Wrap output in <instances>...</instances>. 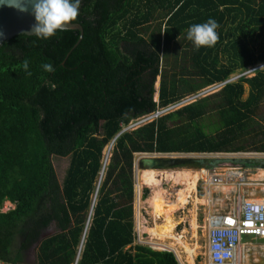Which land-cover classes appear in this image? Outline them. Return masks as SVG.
Masks as SVG:
<instances>
[{
    "label": "trees",
    "instance_id": "16d2710c",
    "mask_svg": "<svg viewBox=\"0 0 264 264\" xmlns=\"http://www.w3.org/2000/svg\"><path fill=\"white\" fill-rule=\"evenodd\" d=\"M210 18L219 24V40L198 50L190 43L189 69L180 67L203 85L179 82L178 72L168 82L163 55L180 46L191 25ZM74 22L83 27L76 46L79 32L71 29L47 40L21 34L0 46V208L14 204L0 209V259L22 264L54 227L56 233L37 247V264H74L89 219L77 264H180L172 251L136 242L134 154L238 152L248 146L264 152V66L120 131L181 101L182 85L196 94L264 63V0H82ZM44 63L55 71L44 72ZM209 114L218 117L210 131L202 123ZM54 156L70 157L62 183ZM216 162L192 164L213 168ZM147 194L143 189L142 197Z\"/></svg>",
    "mask_w": 264,
    "mask_h": 264
},
{
    "label": "rangeland",
    "instance_id": "374dc122",
    "mask_svg": "<svg viewBox=\"0 0 264 264\" xmlns=\"http://www.w3.org/2000/svg\"><path fill=\"white\" fill-rule=\"evenodd\" d=\"M185 36L186 35L182 36L181 39L178 41V43H181L179 47H175L172 45V47H169L168 50L163 55V57H162V66H163L162 72L164 73L165 78H166V80H168V82H172L174 80L173 76L176 75V72H178L179 74H182V76L178 77V80L186 78L188 80L187 81L188 83H192L196 86H201V85H203L204 82L199 77H193L190 75H186L185 73H181L180 67L185 66L184 67L185 69H189V65H190V63L188 62V56H187L188 54L187 53H189L188 49H189L190 43H192V42H190L189 40L184 38ZM220 56H221L222 62H225V56L223 54H220ZM256 66L258 68H261L264 66V63H259ZM237 75H239L238 72L230 75L229 78L232 79V82L236 81L235 76H237ZM251 75H253V73H250L247 76L249 77ZM160 81H161V77L158 76L156 78L155 83H154V87H155V93L153 95L154 100H157V98H158V90H159V86H160ZM180 81L181 80H179V82ZM244 87H245V91L243 94V98H245L247 96V93H248L247 84H244ZM185 89H186V86L182 85L180 87L181 91L179 90V92L184 93L182 100L193 95L191 93L189 94L188 92H185ZM200 89L201 90L205 89V87H202ZM200 91H198V92H200ZM213 92H215V91H213ZM213 92L207 93L206 95L212 94ZM203 96H205V95H203ZM217 119H218V117H214L213 114H209L203 118L202 123L210 131V127L214 125V123L217 121ZM169 124L172 125V124H174V122H170ZM138 126H139L138 123L131 122L128 126H125L123 129L133 130V129H136V127H138ZM251 147L252 146H248L247 149H249V150H246L243 152H245L246 154L255 152V151H252L253 149ZM106 151L109 154V156H108V160H109L110 156L112 154V152H111L112 151V143L109 144L104 149V155H105ZM144 153H146V152H144ZM144 153H135L134 154L135 183H136V179H137V175H136L137 172L136 171L143 170L139 166V159L143 156ZM146 155L162 156L165 158L178 156V157H187V158H192V159H201V158L218 159V162H216L215 168L210 169L209 174L211 172H214V171L217 173H223L225 171L228 172L231 167H238V166H243V167L250 169V170L253 169L252 166L240 165L239 160H241L242 156H240L238 154H233V152H223V153H177V152H173V153H159L158 152L157 153V152H151V153H146ZM256 157H257L256 159H264V154H259ZM246 159H249V158H246ZM69 160H70V157L54 156L52 158L53 165H54V168H55V171H56V174H57V177H58L60 183H62V181L64 179V175H65L67 167L69 165ZM250 160H251V158H250ZM182 168L198 169L196 167L195 163H193V164L190 163V164H186V165H182V166L159 167L156 169L157 170H164V169L165 170H175V169H182ZM258 170L259 169H257V171ZM253 173L254 172H251V173L249 172V175L247 177V179H249L250 181L253 180V179H251L252 177L250 178V176ZM209 174L204 175V177L206 178V179L204 178L205 180L200 178L197 182V185H196L195 195L198 196L199 198H206V200H207L206 205L205 204H199L197 206L196 216H195L196 222L198 225L196 238L192 237V232H193L192 226H191L192 218H193L192 213H191L192 204H193L192 196H189V198L185 202L183 208L177 210L174 214V218L177 220L178 223H177L175 229L173 230V233L176 234L177 236L183 237L186 242L189 241L190 243L195 242L198 244V247H199L198 248V255H197V259L195 260V264H208L209 263V253H208V249H207V236H206L207 232H208V226H207L208 214L213 212V211L216 212L218 210H223L225 202L228 203L227 207L228 206L230 207L231 203H232V201H231L232 197H230L229 194L224 199L218 197L219 193H221V191L216 190L215 187L217 185L212 184L209 181V179H208ZM143 189H148V194L145 198L142 197ZM172 189H173L172 182L167 181V180H163L161 183V187L158 190H160V192H162L164 195H168L171 193ZM244 189H246V187H244ZM150 194H151V189L148 186H143L141 189L140 198H141V200L144 201V204L140 208V214L145 219L146 226H151L154 223V218L150 212V209H151L150 208L151 207V201L149 198ZM13 205H12V203L6 201L0 209L2 211H6L9 208H12ZM156 222L161 223L162 219H158ZM206 229H207V231H206ZM204 232H205V234H204ZM47 233H49L50 235H53L54 233H56L55 228L51 227L47 231ZM144 235L145 236L142 239L143 244L148 245V246L149 245L152 246L149 243L150 235L148 233H144ZM242 240H243V242H247L246 244L248 245V247L250 246L253 248L254 245L255 246H264V238H262V239L256 238L255 239L252 236H243ZM260 243H262V245ZM14 245H15V248H17V246H18L17 241L14 243ZM153 249L157 250V248H153ZM36 256H37V250H35L34 248L33 249L31 248L25 254V259H24L25 262H23L22 264H37V257ZM250 257H251L250 259H251L252 264H264V250L263 251L259 250L257 253H254V250H252L250 252ZM253 259H255V260H253ZM251 262H250V264H251ZM74 264H77V261H75Z\"/></svg>",
    "mask_w": 264,
    "mask_h": 264
},
{
    "label": "built area",
    "instance_id": "2783aa9c",
    "mask_svg": "<svg viewBox=\"0 0 264 264\" xmlns=\"http://www.w3.org/2000/svg\"><path fill=\"white\" fill-rule=\"evenodd\" d=\"M258 69L257 66L249 67L245 72L235 76V79L242 75H249ZM234 78V77H233ZM232 79L219 83L211 84L200 92L187 97L178 103L168 105L167 107L158 109L157 111L139 118L136 123H145L157 118L158 116L188 104L197 98L206 95L207 93L220 89L223 85L231 82ZM223 153V152H221ZM242 156L239 163H244L246 158L251 160L256 159L257 155L264 154V152L245 153L243 151L233 152ZM254 159H253V158ZM238 161V160H237ZM253 169H247L243 166L231 167L228 172L217 173L211 172L212 168H198L202 172H206L208 179L215 185L236 184L237 190L231 200V206L224 207L223 210L211 212L207 217V249L209 253L208 264H242L243 255L247 242H243V236H252L253 238H264V176L258 179H247L249 172H255L257 169H264L262 166H252ZM215 168V166L213 167ZM206 174V175H207ZM205 175V174H204ZM201 176V179L205 177ZM199 178V179H200ZM206 179V178H205ZM204 179V180H205ZM246 187V189H244ZM258 189L261 195H251L246 190L248 188ZM245 191H244V190ZM136 242L143 244L142 239L144 233L140 234L137 225L135 226ZM151 244V243H150ZM173 250V249H172ZM174 251V250H173ZM197 259V257H196ZM195 259V260H196ZM0 264H15L0 259Z\"/></svg>",
    "mask_w": 264,
    "mask_h": 264
},
{
    "label": "bare ground",
    "instance_id": "6f19581e",
    "mask_svg": "<svg viewBox=\"0 0 264 264\" xmlns=\"http://www.w3.org/2000/svg\"><path fill=\"white\" fill-rule=\"evenodd\" d=\"M108 156L109 154L106 151L104 156L105 165L108 162ZM136 172H137L136 187L138 189V195L136 201V209L138 211V216H137L136 224L140 234L142 232L148 233L150 235L149 243H151V245H153L158 249H173L182 264H195V259L198 255V248H199L198 244L195 242L193 243H190L189 241L186 242L183 237L177 236L176 234L173 233V230L175 229L178 223L177 220L174 218V214L177 210L183 208L189 196H192V202H193L191 209V213L193 217L191 224L193 230L192 237L196 238L198 225L195 216H196L197 206L199 204L206 205L207 202L206 198H199L198 196L195 195L196 185L199 178L204 174L206 175L207 173L202 172L199 169H189V168H182L175 170H165V169L144 170L143 169ZM263 176H264V169H259L258 171L254 172L250 176V178L252 177L251 179H258ZM163 180L171 181L173 184V189L171 190V193L168 195H164L160 191H159L160 193L158 192V189L161 187V183ZM143 186H148L151 189V196L149 197L151 201L150 212L154 218V223L151 226L145 225V221L142 215L140 214V208L143 206L140 198V193ZM215 189L221 191L223 197H226V195L230 190L226 186H218V185L215 187ZM158 219H162V222L157 223L156 221ZM260 244L262 245V243ZM252 250H254V253H257L259 250L263 251L264 246L254 245L253 248L250 246L249 247L246 246L243 255V262H244L243 264H250L251 262L250 252Z\"/></svg>",
    "mask_w": 264,
    "mask_h": 264
},
{
    "label": "clouds",
    "instance_id": "9594fccd",
    "mask_svg": "<svg viewBox=\"0 0 264 264\" xmlns=\"http://www.w3.org/2000/svg\"><path fill=\"white\" fill-rule=\"evenodd\" d=\"M81 3L82 0H0V5L15 8L21 13L29 12L30 8L35 23L28 35L42 40L49 39L57 31L69 30L68 26L73 25L78 17ZM218 27V22L210 18L205 23L191 25L184 38L192 42L197 50L201 47H213L219 40L216 31ZM41 67L46 73L55 71L51 63H44ZM22 68L27 76L32 75L28 60L22 62Z\"/></svg>",
    "mask_w": 264,
    "mask_h": 264
},
{
    "label": "water",
    "instance_id": "95a60500",
    "mask_svg": "<svg viewBox=\"0 0 264 264\" xmlns=\"http://www.w3.org/2000/svg\"><path fill=\"white\" fill-rule=\"evenodd\" d=\"M30 13H31L30 8H29V12L21 13L15 8H11L5 5H0V46L2 45L3 42L10 40L14 36L21 35V34H26V35L29 34L32 24L35 23L34 16L31 15ZM68 27L71 30H75L79 32L78 40L75 44L76 46L83 37V27L80 23H77V22H73V25H69ZM125 130L126 129H122L120 133ZM120 133H118V135ZM192 161H193L192 158H187V157L173 156V157L165 158L162 156H154V155L149 156V155H146V153H144L143 156L139 159V166L141 169H156L159 167L182 166V165L190 164L192 163ZM254 161L259 164L264 165V159H254ZM252 162L253 160H250V159L244 160V164H249ZM102 173H103V170L101 172V175ZM97 188H98V185H97ZM134 191H135L134 205H135V220H136L137 219L136 201H137V195H138V189L136 187V183L134 185ZM12 208H14V205ZM90 214H91V211H90ZM88 221H87V225H88ZM87 225L85 227V230L82 236V240L79 246L76 261L78 260V257H79V254H80V251L83 245L85 232L87 230ZM49 236L51 235L47 233V231L44 232L39 238V240L34 244V249H36L39 246V244L41 243L43 239ZM150 247L155 248L153 246H150ZM159 250L172 251L176 259L178 260V262L182 264L172 249H159Z\"/></svg>",
    "mask_w": 264,
    "mask_h": 264
},
{
    "label": "crops",
    "instance_id": "0c3cea01",
    "mask_svg": "<svg viewBox=\"0 0 264 264\" xmlns=\"http://www.w3.org/2000/svg\"><path fill=\"white\" fill-rule=\"evenodd\" d=\"M218 153H221V152H218ZM144 170H146V169H144ZM257 171V170H256ZM255 171V172H256ZM227 185V186H226ZM226 185H224V184H222V185H218V186H226L227 188H229L230 190H229V192H228V194H229V196L230 197H232V199H233V196H234V193H235V191L237 190V186H236V184H226ZM136 186H137V181H136ZM231 187V188H230ZM160 189V188H159ZM244 190V189H243ZM158 191H160V190H158ZM245 191V190H244ZM249 192L248 194H251V195H261L262 193H261V191L260 190H258V189H251L250 187L246 190V192ZM227 194V195H228ZM227 195H226V197H227ZM232 195V196H231ZM262 195H264V193L262 194ZM150 196H151V194H150ZM219 198H222V199H224L225 197H223V195L221 194V193H219V196H218ZM231 199V200H232ZM141 202H142V204H144V201L143 200H141ZM227 204L228 203H226L225 202V205H224V207H227ZM13 205V204H12ZM10 209V208H9ZM8 209V210H9ZM134 209H135V205H134ZM137 216H138V211H137ZM144 219V218H143ZM144 221H145V219H144ZM137 223V219H136V221H135V226L137 225L136 224ZM146 225V224H145ZM143 233V232H142ZM144 233H146V232H144ZM50 237V236H49ZM153 246V245H152ZM246 246H248V245H246ZM154 247V246H153ZM34 248V246H32V249ZM156 248V247H155ZM158 249V248H157ZM35 250H37V248L35 249ZM81 252V251H80ZM78 255V254H77ZM79 257H80V254H79ZM79 257H78V259H79ZM77 259V258H76ZM78 261V260H77Z\"/></svg>",
    "mask_w": 264,
    "mask_h": 264
},
{
    "label": "flooded vegetation",
    "instance_id": "af4514ba",
    "mask_svg": "<svg viewBox=\"0 0 264 264\" xmlns=\"http://www.w3.org/2000/svg\"><path fill=\"white\" fill-rule=\"evenodd\" d=\"M241 165H247V166H249V165H256L255 163H250V164H244V163H241ZM162 191V190H161ZM31 249V248H30Z\"/></svg>",
    "mask_w": 264,
    "mask_h": 264
}]
</instances>
